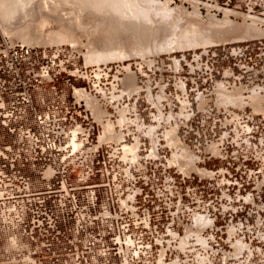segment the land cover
Instances as JSON below:
<instances>
[{
    "label": "rangeland",
    "instance_id": "rangeland-1",
    "mask_svg": "<svg viewBox=\"0 0 264 264\" xmlns=\"http://www.w3.org/2000/svg\"><path fill=\"white\" fill-rule=\"evenodd\" d=\"M16 2L8 5L13 15L0 6V60L10 46H24L42 65L52 63L51 73L59 72L52 84L24 74L30 89L81 102L93 114L90 143L100 133L112 145L101 152L135 155L145 166L150 227L121 264H264V160L254 128L264 113L251 101L257 92L264 108V0ZM225 15L231 25L218 23ZM247 24L257 33L244 34ZM202 33L214 43L203 44ZM0 68L8 77L7 65ZM224 90L241 98L229 104ZM24 244L1 240L0 264H15ZM111 260L101 255L95 264Z\"/></svg>",
    "mask_w": 264,
    "mask_h": 264
},
{
    "label": "built area",
    "instance_id": "built-area-1",
    "mask_svg": "<svg viewBox=\"0 0 264 264\" xmlns=\"http://www.w3.org/2000/svg\"><path fill=\"white\" fill-rule=\"evenodd\" d=\"M0 62L8 67V77L0 68V241L25 243L15 264H95L101 255L121 264L150 227L145 166L135 155L101 152L112 145L100 133L92 145L93 114L81 102L30 89L24 74L52 84L59 73H51L52 63L42 65L24 46H10ZM254 128L264 160V117Z\"/></svg>",
    "mask_w": 264,
    "mask_h": 264
},
{
    "label": "bare ground",
    "instance_id": "bare-ground-1",
    "mask_svg": "<svg viewBox=\"0 0 264 264\" xmlns=\"http://www.w3.org/2000/svg\"><path fill=\"white\" fill-rule=\"evenodd\" d=\"M1 1H3V0H1ZM10 1H11V3H9ZM10 1H8L9 4L7 3L6 0L3 1L4 3L6 2L5 4L2 3V2H0V6H2L3 8L5 7L6 10H7L8 7H9V8H10V7L13 8L12 5L15 6L14 4H16L17 2H16V0H15L16 3H15L13 0H10ZM12 2H13V4H12ZM1 3H2V4H1ZM194 3H195V4H194ZM3 4H4V5L7 4V7L4 6ZM10 4H12V5H11V6H8V5H10ZM161 4H162V3H161ZM165 4H167V2H165L163 6H166ZM193 4H194L195 6H198V5H197L198 2H197V3H196V2H193ZM16 5H17V4H16ZM45 5L48 6L49 3H48V4H45ZM52 5H54V4H52ZM130 5H131V4H130ZM47 6H46V7H47ZM49 7H51V5L48 6V8H49ZM216 7H217V6H216ZM11 8H10V10H11ZM14 8H15V7H14ZM43 8H44L45 11L47 10V8H46V9H45V7H43ZM53 8H54V7H53ZM57 8L59 9L58 6H57ZM131 8L133 9L134 7H131ZM164 8H165V7H164ZM179 8H180V7H179ZM197 8H198V7H196L195 10H197ZM218 8H219V7H218ZM1 9H2V8H1ZM50 9H51V8H50ZM54 9H56V8H54ZM54 9L49 10V11H53ZM58 9H57V10H58ZM8 10H9V9H8ZM59 10H60V9H59ZM3 11H4V10H3ZM13 11H14V9H13ZM13 11H12V10L9 11V12L7 11V12H8L7 15H10V14L13 15V14H12ZM55 11H56V10H55ZM134 11H135V9H134L133 11H131V12L133 13ZM47 12H48V11H47ZM169 12H170V11H168V13H167V12H166V13L169 14ZM224 12H225L226 15H229L230 13L237 14V13L233 12V10H232V11H231V10H226V11L224 10ZM236 12H237V11H236ZM5 13H6V11H5ZM58 13H60V12H58ZM58 13H57V14H58ZM62 13H63V11H62ZM132 13H131V14H132ZM135 13H136V12H135ZM240 13H241V12H240ZM47 14H48V13H47ZM47 14H46V15H47ZM242 14H243V13H242ZM242 14H239V13H238L237 15H242ZM49 15H50V14H49ZM60 15H61V13H60ZM137 15H138V13H137ZM226 15H225V16H226ZM54 16H55V15H54ZM58 16H59V15H58ZM225 16H224V17H225ZM246 16H247V14H246ZM246 16H245V14H244V18H245ZM248 16H250V15H248ZM248 16H247V17H248ZM60 17H61V16H60ZM63 17H64V16H63ZM63 17H62V18L57 17V18H59V19H63ZM134 17H135V16H134ZM136 17H137V16H136ZM228 17H229V16H228ZM250 17H251V19L253 18L252 16H250ZM64 18H65V17H64ZM138 18H139V17H138ZM248 18H249V17H248ZM222 20H223V19H222ZM245 20H246V19H245ZM253 20H254V18H253ZM255 20H257V19H255ZM230 21H231V20H229V18H227V16H226V18H225L224 21H222V22H220V21H219V22L216 21V22H218L219 24H222V25H226V24H227V25H231L232 23H231ZM257 21H258V20H257ZM257 21H256V22H257ZM262 21H263V20H262ZM60 22H61V20H60ZM62 23H63V22H62ZM65 23H66V22H65ZM253 23H254V22H253ZM250 24H251V23H250ZM64 25H65V24H64ZM64 25H63V26H64ZM234 25H235V24H234ZM251 25L253 26V24H251ZM251 25H250V26H251ZM254 25H255V24H254ZM63 26H61V27H62L61 30H64ZM65 26H67V25H65ZM65 26H64V27H65ZM68 26H69V25H68ZM68 26H67V28H68ZM232 26H233V25H232ZM236 26H238V25H236ZM246 26H247V27H246ZM246 26H245L246 29L244 28V29H245V32L243 31L244 34H245V33H246V34H249V32L251 33L250 29H248L249 24H247ZM234 27H235V26H234ZM242 27H243V26H242ZM255 27H256V26H254V28H255ZM159 28H160V27H159ZM236 28H237V27H236ZM250 28H251V27H250ZM254 28H253V29H254ZM59 29H60V28H59ZM65 29H66V28H65ZM195 29H196V28H195ZM197 29H199V30H198V31H195V34H194L193 31H191L192 28H191V30L188 29L190 33L188 32V33H187V36H188V34H189V36L192 35L191 33H193L194 36L196 35V32H200V33H201L200 28H197ZM197 29H196V30H197ZM232 29L235 30V28H232ZM253 29H252V33H254V32L257 33V30L255 29V30H256V31H255V30H253ZM68 30H69V29H68ZM201 30H203V31L205 32L204 29H201ZM239 30H240V29H239ZM241 30H242V29H241ZM64 31H65V30H64ZM185 31H187V30H184V35L186 34ZM203 31H202V32H203ZM237 31H238V30H236V32H237ZM57 32L60 33L61 31L59 32V31L57 30L56 33H57ZM66 32H67V31H66ZM156 32H157V31H156ZM204 32H203V33H204ZM240 32H241V31H240ZM243 32H242V33H243ZM52 33H54V32L52 31ZM67 33H68V32H67ZM203 33H202V34H203ZM210 33H211V32H210ZM210 33H208V34H210ZM252 33H251V34H252ZM255 33H254V34H255ZM60 34H61V33H60ZM60 34H59V35L56 34L57 36H59L60 39H61V37L65 36V35H64L65 33H62L63 36H62V34H61V35H60ZM197 34H199V33H197ZM51 35H52V34H51ZM56 35H54V36H56ZM160 35H161V34H160ZM206 35H207V34H206ZM196 36H198V35H196ZM202 36H203V37H202V40H203L205 35L203 34ZM248 36H249V35H248ZM248 36H247V37H248ZM251 36H252V35H250V37H251ZM190 37H191V36H190ZM190 37H189V39H190ZM205 37H206V36H205ZM210 37H212V35H210ZM56 38H57V37H56ZM66 38H68L67 35H66L65 39H66ZM195 38H197V37H195ZM198 38H199V36H198ZM200 38H201V34H200ZM221 38H223V37H221ZM221 38H220V39H221ZM52 39H53V38H52ZM54 39H55V38H54ZM63 39H64V37H63ZM65 39H64V41H65ZM175 39H176V38H175ZM186 39H187V37H186ZM192 39H193V38H192ZM212 39L215 40V38H212ZM178 40H179V39H177V42H178ZM194 40H196V39H194ZM197 40H198V39H197ZM200 40H201V39H199V41H200ZM216 40H217V41H216ZM216 40H215L216 42H219L218 39H216ZM222 40H223V39H222ZM227 40H228V39H227ZM186 41H187V40H186ZM190 41H191V40H190ZM199 41H196V42H199ZM56 42H57V41H56ZM59 42H60V41H59ZM193 42H194V41H193ZM201 42H202L203 44H204V43H206V44H208V43H211V44L214 43V41H212L211 38H209V37H206V38H205L203 41H201ZM220 42H222V41H220ZM223 42H224V41H223ZM174 43H176L175 40H174ZM190 43H191V42H190ZM199 43H200V42H199ZM202 43H201V44H202ZM186 44H187V42H186ZM193 44H194V43H193ZM196 44H197V43H196ZM196 44H195V46H196ZM28 45H31V44H28ZM169 45H170V44H169ZM182 45H183V44H182ZM184 45H185V44H184ZM184 45H183V46H184ZM199 45H200V44H199ZM185 46H186V45H185ZM193 46H194V45H193ZM186 47H187V46H186ZM142 49H143V48H142ZM170 49H171V48H170ZM144 51H145V50H144ZM95 57H96V56H95ZM92 58H94V57H90V59H92ZM91 61H93V60H91ZM94 61H95V60H94ZM94 61H93V62H94ZM97 61H98V60H97ZM87 62H88V61H87ZM128 84H130V83H128ZM133 86H134V85H133ZM133 88H134V87H133ZM222 91H223V90H222ZM77 93H78V97H79V98H84V97L86 96V93L84 94V93L81 92V91H77ZM228 93H229V95H230V93H232V92H227V93H226L225 90H224L223 95H224V94L226 95V94H228ZM236 93H238L237 97L240 99V98H241V95L239 94V92H234L233 94H231V95H230V99H228L229 96H227L228 98H226L225 96L222 97V98H225L226 100L228 99V100L225 101V102H228V103L230 104L231 100H234V101H235V98H236V100H237V97H236V96H235V98H234V95H235ZM254 93H255V94H254ZM84 95H85V96H84ZM221 95H222V92H221ZM239 95H240V96H239ZM259 96H260V95H259ZM259 96H258L257 92H253L252 97H251V101H252V105H253L252 107L254 108V111H256V112H263V113H264V108H262L263 106H262V103H261L262 101L260 100V97H259ZM225 99H224V100H225ZM234 101H233V102H234ZM238 101H239V100H238ZM239 103H242V101L239 102ZM93 104H94V103H93ZM93 104H92V105H93ZM231 105H233V104H231ZM94 106H95V104H94ZM234 106H236V105H234ZM238 106H241V105L238 104ZM197 217H198V219L196 218V221H198V220H199V221H203V219H204V221H207V220H205L204 217H203V218H202L201 216H197ZM204 221H203V222H199V223L202 224V223H204ZM238 245H239V244H238ZM240 245H241V244H240ZM239 247H240V246H239Z\"/></svg>",
    "mask_w": 264,
    "mask_h": 264
}]
</instances>
